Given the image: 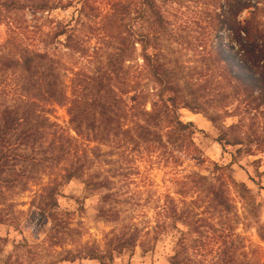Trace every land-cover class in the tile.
<instances>
[{
  "label": "rangeland",
  "instance_id": "rangeland-1",
  "mask_svg": "<svg viewBox=\"0 0 264 264\" xmlns=\"http://www.w3.org/2000/svg\"><path fill=\"white\" fill-rule=\"evenodd\" d=\"M49 1L57 8L33 17L27 9L0 13V57H18L21 47L47 49L62 59L70 93L76 67L97 74L120 36L131 32L137 51L126 65L144 63V46L158 54L156 62L178 85L167 95L176 96L180 119L192 122L194 146L188 150L183 133L168 134V120L140 134L144 120L134 113L123 123L128 132L102 143L78 139L90 162L81 177L63 180L56 168L23 179V189L0 173V264H170L173 255L182 264H264V83L241 86L219 60L221 48L235 61L243 52L219 28L225 0H152L151 8L147 0H129L128 15L126 0ZM254 1L264 36V0ZM250 9L238 20L248 19ZM56 30L65 33L54 40ZM256 72H264L263 61ZM141 78L149 110L159 90L150 76ZM22 79L20 70L0 63V109L14 101ZM49 117L75 137L67 105H51ZM89 180L105 187H89ZM212 180L222 184L228 208L213 199ZM50 182L58 199L53 208L43 205ZM131 235L135 246L120 252L117 243Z\"/></svg>",
  "mask_w": 264,
  "mask_h": 264
},
{
  "label": "trees",
  "instance_id": "trees-1",
  "mask_svg": "<svg viewBox=\"0 0 264 264\" xmlns=\"http://www.w3.org/2000/svg\"><path fill=\"white\" fill-rule=\"evenodd\" d=\"M128 1L123 6L124 15L129 14L133 5ZM255 3L252 0H225L222 13L218 15L219 28L228 30L232 41L238 43V50L243 51L235 61L232 54L221 48L219 60L228 65L232 78L245 87L264 83V72H256L259 62H264V49H261L264 47V36L256 17L258 8ZM146 5L151 8L152 0H147ZM55 8L57 5L49 0H0V13L24 12L27 9L31 10L33 17ZM245 9H250V17L242 22L238 17ZM64 33L56 30L51 35L52 39ZM130 33L126 31L125 35L120 36L119 43L108 53L105 65L97 74H84L76 67L70 80V93H67L59 72L63 66L62 59L47 49L21 47L18 57L6 54L0 57L3 68L23 73L14 101L0 109V173L9 174L8 182L12 187L24 189L27 178H32L33 174L49 175L56 168L63 171V180L83 176L90 162L86 154L87 146L80 151L76 148L78 139L102 143L109 134L117 136L121 130L128 132V129H123V123L134 113L144 120L143 124L137 123L140 134H150L149 125L157 127L168 120V134L183 133V138L189 140L188 150H191L194 146L193 124L180 119L176 96L167 95L169 91L176 93L178 85L169 81L167 70L156 62L158 54L149 53L145 46L141 54L144 63L135 67L126 65L137 51L134 34ZM71 38V35H67L68 40ZM72 49L82 53L86 51L84 48ZM144 75L150 76L159 90L156 95L158 99L150 100L149 110L147 102L150 94L140 89V79ZM183 102L182 107L191 108L188 101ZM51 105H67L68 122L75 137L50 119ZM95 149L91 148L92 152ZM201 178L205 180L206 176ZM51 184L53 182L44 186V189H49V194L43 205L49 208L58 206L54 193L56 185ZM86 184L96 189L105 187L103 181L89 180ZM208 189L213 199L228 208V202L222 198V184L212 180L208 183ZM134 246L135 238L132 235L117 243L120 252ZM182 262L176 255L170 257V264Z\"/></svg>",
  "mask_w": 264,
  "mask_h": 264
}]
</instances>
